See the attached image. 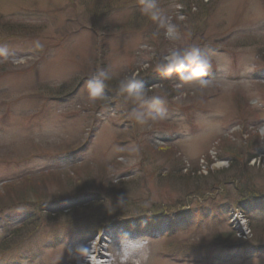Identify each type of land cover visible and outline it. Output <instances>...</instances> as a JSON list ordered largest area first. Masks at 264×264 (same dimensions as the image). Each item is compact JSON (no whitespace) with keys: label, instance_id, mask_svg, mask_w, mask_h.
<instances>
[{"label":"rangeland","instance_id":"374dc122","mask_svg":"<svg viewBox=\"0 0 264 264\" xmlns=\"http://www.w3.org/2000/svg\"><path fill=\"white\" fill-rule=\"evenodd\" d=\"M160 2L170 13L177 0ZM179 2L187 21L181 39L169 41L154 35L137 0H0V24L10 30H0V45L25 58L20 65L0 59V183L31 171L57 173L73 159L89 160L96 169L108 166L103 180L125 183L112 201L84 196L95 193L89 182L70 199L2 210L0 264H79L81 257L83 264H105L103 256L115 257L118 244L130 248L141 242L133 253L141 254V264H252L254 257L264 264V242L252 238L247 224L248 218H264V129L256 127L264 125V0ZM193 5L196 14L190 12ZM190 46L215 53L205 77L214 83L173 102L176 75L164 77L154 66L169 50ZM101 67L111 79L107 99L94 102L84 85ZM131 73L139 74L146 89L163 84L149 95L167 96V120L143 127L127 118L131 105L116 88ZM255 97L259 105L251 102ZM238 130L237 145L249 146L239 171L260 183L263 196L234 210L225 193L236 191L231 186L214 191L217 184L205 169L218 170L219 178L227 174L222 172L228 159L214 147ZM118 158L121 165L109 166ZM196 167L203 179L190 185L176 179ZM45 186L53 195L55 184ZM73 204L82 207L70 212ZM164 205L174 211L159 209ZM115 210L127 215L114 228L94 232L99 219L115 216ZM140 211L156 219L134 214ZM214 230L218 234L209 236ZM225 233L237 244L218 245L215 240L221 242ZM206 238L214 240L201 242ZM99 243L102 257H95L89 246Z\"/></svg>","mask_w":264,"mask_h":264},{"label":"trees","instance_id":"16d2710c","mask_svg":"<svg viewBox=\"0 0 264 264\" xmlns=\"http://www.w3.org/2000/svg\"><path fill=\"white\" fill-rule=\"evenodd\" d=\"M198 1V0H196ZM202 4V0H199ZM199 4V5H200ZM10 25V24H9ZM7 24V26H9ZM13 28H11V32H13ZM0 30H3L5 32H10L9 29L6 28L4 24H0ZM22 31V29H18ZM2 31V32H3ZM3 71V70H1ZM46 87V86H45ZM240 130L233 132L231 135H227L226 138H220L218 139V145L214 147L215 153L218 155H222L221 157H225L228 159V169L224 170L222 173H228L232 170L234 173H237L236 176L229 177L225 174H222L223 178H219L221 172L218 170L213 171L210 166H206V172H207V178L210 181H213L215 184H217L216 187H214V191L220 190L222 188L226 187H233V190L236 191L235 195H230L228 193H225V198L233 202V209L237 210L238 206L243 205V203L246 200L251 199H258L263 196V194L260 192V183L253 177H250L249 173H246L244 171H239V163H240V157L244 155V151L246 148H248V145H245L246 142L240 143V145H237V140L234 136H237L240 132ZM246 131V130H245ZM250 132H246L247 135H249ZM242 134V133H241ZM257 136V135H256ZM252 135L248 136V140H252ZM87 139V138H86ZM246 141V140H245ZM251 149V148H250ZM165 148H160L159 151L161 153L165 152ZM244 150V151H243ZM166 152H168L166 150ZM165 152V155H166ZM249 154V157H253L252 153ZM163 155V154H161ZM121 158L116 159L113 161L112 164L109 166H114L115 164L121 165ZM206 161L208 164L212 163L210 160V157H206ZM92 162L89 160H79L71 165H67L65 168L58 169L60 172L52 173L53 171L57 170H46V171H39L35 173H26L20 176L15 177L12 180H6L2 183H0V211L17 205V204H25V205H38L44 203V200H50L49 198H56L60 199L63 197L70 198L71 195L74 193L82 192L84 187L87 185V183L90 182V185H93L95 187V193H88L95 194L94 198H98L101 195H106V200L112 201V199L116 196V194L120 195L121 187L124 185V182H112L110 179L106 180V182L103 180L107 173V167L99 166V169H96L92 166ZM211 165V164H210ZM199 167H196L192 171H186L183 177L177 176L179 178L178 181H183L185 185H190L191 182L196 181L200 178L203 179V175L199 173ZM95 170H97L95 172ZM66 171V172H65ZM88 172L95 173V175L87 177L89 175H80L81 172ZM94 171V172H91ZM233 173V174H234ZM219 174V176H218ZM238 174L240 177H238ZM88 179L86 181V179ZM89 180H93L92 182ZM200 182V181H199ZM47 183H53L55 184V192L53 195H50L47 186L45 184ZM264 182H262L263 184ZM198 184L194 183L192 187H196ZM190 188V187H189ZM190 190V189H189ZM198 193L195 191V194ZM212 200V198H210ZM45 201V202H46ZM213 201V200H212ZM222 204V203H220ZM219 204V205H220ZM226 206V205H225ZM82 207L81 205L75 207L69 208L70 212H74V210ZM128 206H122L120 208H127ZM229 206L228 208H230ZM159 209H162L164 212L172 213L174 209L172 206L164 205L159 206ZM226 212L228 211L227 208H225ZM77 212V211H76ZM149 212V211H148ZM228 214H231V212H227ZM226 213V214H227ZM114 214V211H113ZM135 215H139L144 217L145 219H154L155 217L152 216V214L147 213L146 211H140V212H134ZM167 214V216L169 215ZM124 215H127L125 213L120 212L119 210H115V216L112 215V217L107 219H99L98 224H96V228L94 227V232H97L100 230L103 226H107L111 223L112 220L116 218H124ZM146 224L149 226L151 225V222H146ZM249 232L252 236V238L255 239L257 243L264 242L261 240H264V218L262 219H253L248 218L247 221ZM218 234L216 230H214L209 236ZM214 240V239H213ZM211 239H201V242L203 243H211L213 242ZM220 240H215L216 242H219L218 245H226L230 244L232 246L237 244V239L232 233H225L220 236ZM225 241V242H224Z\"/></svg>","mask_w":264,"mask_h":264},{"label":"clouds","instance_id":"9594fccd","mask_svg":"<svg viewBox=\"0 0 264 264\" xmlns=\"http://www.w3.org/2000/svg\"><path fill=\"white\" fill-rule=\"evenodd\" d=\"M137 5L140 14L154 24V35L163 34L169 41L181 39V29L187 21L183 3L179 0L173 3V11L170 13L161 7L160 0H137ZM190 12L196 14L199 9L193 5ZM34 46L43 48L39 41H36ZM213 55L215 53L210 50L202 51L199 46H190L173 48L159 59L154 66V71L164 77H171L173 74L177 77L172 84L175 93L171 96L173 102H182L189 94L195 95L197 91L214 83L212 80L205 79L212 68ZM0 59L8 60L13 65H20L25 58L10 52L7 45H0ZM110 79V71L107 68L101 67L94 70L84 85L88 99L94 102L106 100L105 90ZM157 87H163V84H156L146 89L138 73L128 74L119 81L116 95L131 105L127 112V118L133 124L151 127L153 124L168 119L166 104L169 100L167 96L149 95L150 90ZM251 102L254 105H259L260 99L255 97ZM256 127L264 129V125ZM260 139L264 140V137H260ZM116 254L119 264H130V262L131 264H141L142 257L139 253L133 254L126 249L117 248ZM252 264H259L258 258L254 257Z\"/></svg>","mask_w":264,"mask_h":264},{"label":"bare ground","instance_id":"6f19581e","mask_svg":"<svg viewBox=\"0 0 264 264\" xmlns=\"http://www.w3.org/2000/svg\"><path fill=\"white\" fill-rule=\"evenodd\" d=\"M89 248L92 250V255H94L95 257H102V252L100 249H102V245L99 243V245L95 244L94 246H89ZM85 259L84 257H81L80 259V263L79 264H83L85 263ZM94 260H92L90 263L93 264Z\"/></svg>","mask_w":264,"mask_h":264}]
</instances>
